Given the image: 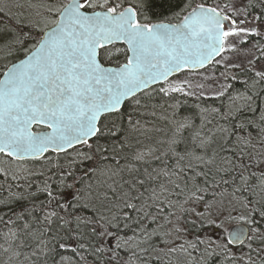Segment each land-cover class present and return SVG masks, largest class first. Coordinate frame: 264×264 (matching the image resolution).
<instances>
[{
	"label": "snow or ice",
	"instance_id": "6c2138e0",
	"mask_svg": "<svg viewBox=\"0 0 264 264\" xmlns=\"http://www.w3.org/2000/svg\"><path fill=\"white\" fill-rule=\"evenodd\" d=\"M6 8L0 264H264V0Z\"/></svg>",
	"mask_w": 264,
	"mask_h": 264
},
{
	"label": "trees",
	"instance_id": "16d2710c",
	"mask_svg": "<svg viewBox=\"0 0 264 264\" xmlns=\"http://www.w3.org/2000/svg\"><path fill=\"white\" fill-rule=\"evenodd\" d=\"M24 3H25V0H23ZM197 2H200V0H197ZM210 3H216V2H220V3H223L224 0H209ZM17 3H20V0H0V6H7V8H11V10L13 12H16V11H19L18 9L15 8V4ZM7 8H6V11H7ZM24 11V9L22 10ZM0 16H4V14L0 13ZM4 22H7V23H11V21H8L7 20V17L5 16L4 17ZM2 26V25H0ZM262 43H264V41H262ZM3 62L0 61V64H2ZM237 88H241L242 86L237 84L236 85ZM196 101L193 99V100H190V104H195Z\"/></svg>",
	"mask_w": 264,
	"mask_h": 264
},
{
	"label": "rangeland",
	"instance_id": "374dc122",
	"mask_svg": "<svg viewBox=\"0 0 264 264\" xmlns=\"http://www.w3.org/2000/svg\"><path fill=\"white\" fill-rule=\"evenodd\" d=\"M20 3H24V1H23V0H20ZM22 10H23V9H22ZM24 11L27 12V6H26V5H25V9H24ZM244 47L247 48L248 45H245ZM226 55L232 56V57H234V58H238V54H237V53H226ZM211 67H212V66H211ZM211 67H209V69H211ZM217 67L219 68L220 71H223V68H222V67H220V66H217ZM194 82H198V81H195V80H194Z\"/></svg>",
	"mask_w": 264,
	"mask_h": 264
},
{
	"label": "water",
	"instance_id": "95a60500",
	"mask_svg": "<svg viewBox=\"0 0 264 264\" xmlns=\"http://www.w3.org/2000/svg\"><path fill=\"white\" fill-rule=\"evenodd\" d=\"M210 66V65H209Z\"/></svg>",
	"mask_w": 264,
	"mask_h": 264
}]
</instances>
